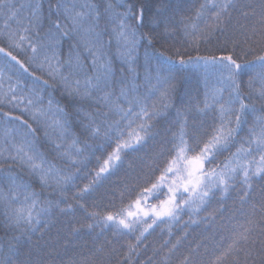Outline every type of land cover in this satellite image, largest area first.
Returning a JSON list of instances; mask_svg holds the SVG:
<instances>
[{"label": "snow or ice", "instance_id": "6c2138e0", "mask_svg": "<svg viewBox=\"0 0 264 264\" xmlns=\"http://www.w3.org/2000/svg\"><path fill=\"white\" fill-rule=\"evenodd\" d=\"M0 24V264H264V0H0ZM132 155L151 173L135 198L90 211ZM232 193L238 215L211 207ZM183 214L225 222L186 252L169 227L142 261ZM97 229L117 239L78 244Z\"/></svg>", "mask_w": 264, "mask_h": 264}, {"label": "trees", "instance_id": "16d2710c", "mask_svg": "<svg viewBox=\"0 0 264 264\" xmlns=\"http://www.w3.org/2000/svg\"><path fill=\"white\" fill-rule=\"evenodd\" d=\"M12 3H16L17 5L19 3L25 2V0H10ZM2 26V24H0ZM180 37H177V40H179ZM145 52L146 49L144 47H141L138 51L137 56V71L139 73L138 81L143 82L144 74L146 71L152 72L155 74V67H156V61L153 59L151 60L147 65L145 64ZM147 53L149 56L153 55L152 49H147ZM64 55H67V46L65 45L64 48ZM0 64H2V61H0ZM115 68L117 75L119 76L121 74L120 70L121 68H124L126 70L127 66L122 65L120 61L115 62ZM124 75H127V72L125 71ZM195 79H193V82L195 83ZM247 81V77H245V82ZM216 83L215 77L209 78V86L211 87ZM203 90V86L201 85V91ZM55 99L60 100L62 105H67L68 101L65 98H62L59 94V92H55L54 94ZM40 137V144H44V137L43 132L39 133ZM46 150V149H42ZM99 155V153H98ZM139 156H143L144 153L138 154ZM223 159V157H221ZM92 165H95V160L92 161ZM131 165V167H129ZM143 166L140 164V161L138 159L137 155L129 156L126 163L124 164L123 168L114 176H112L110 179L102 181L101 185L97 186V191L92 193L86 200V205L89 207V210H93V206H95V210L99 211L101 213L104 212L106 208H110L113 203H115L116 206H119L121 203V200L125 204H127L130 199L135 198V191L134 189L137 187V180L136 177L139 175L140 180L139 183L143 184L151 175L150 170L148 168L143 169V173H141V168ZM159 175V173H156ZM75 183L83 187L84 183H87V179L83 178L82 174H78V178L76 179ZM33 188L37 193H40L41 199H59L60 197L58 194L51 193L47 190H42L38 183L33 182ZM75 188L69 187L68 190V196L71 197L72 193L75 191ZM257 193L259 192V186L256 187ZM235 193H232L233 199H228L226 203L220 204L218 201L214 200L212 201L211 207L213 209L223 207L225 212V217L228 215H238L237 209L239 207L238 203L235 201ZM151 202V201H150ZM2 212V210H0ZM206 215V214H205ZM2 218V216H0ZM78 218H79V210H78ZM70 218L67 217H60L56 223L57 227L63 226ZM188 220V215L183 214L181 221L172 224L171 226L162 224L158 221L157 225L153 226V229H150V235H148L147 243L149 245V248L147 250H143L141 252L140 259L142 261H147L148 257L152 255V248H158L160 244L163 243L165 239H169L168 232L169 227L172 232V242H175V239L177 237L184 236V231L186 230L188 232V236L182 241L181 246V252H186L189 245H194L196 242L204 240L205 243H211L210 240H205L204 238L211 237L214 232H218L220 224L224 223L225 220L221 219L219 215L217 214V222L216 224H208L205 225L203 223L199 225H192L191 227L185 228V221ZM99 234V235H98ZM138 234V233H137ZM4 235V232L2 229H0V237ZM56 235V228H53L51 231V236L55 237ZM48 237L46 236L45 239ZM98 240V242H103L105 239L107 240H114L117 239L113 237L112 232L109 230H105L104 233L100 234V230L97 229L96 232L92 233L91 235L87 234L85 231V234L82 236V238L79 239L78 244L84 245L85 250L87 247L92 246L93 240ZM120 243H125L126 240H130L131 242H135L134 236L133 237H127V238H119ZM119 246V245H117ZM79 250V247L77 248ZM146 252V254H145ZM173 264H178V259L174 258Z\"/></svg>", "mask_w": 264, "mask_h": 264}, {"label": "rangeland", "instance_id": "374dc122", "mask_svg": "<svg viewBox=\"0 0 264 264\" xmlns=\"http://www.w3.org/2000/svg\"><path fill=\"white\" fill-rule=\"evenodd\" d=\"M150 202V201H149Z\"/></svg>", "mask_w": 264, "mask_h": 264}]
</instances>
